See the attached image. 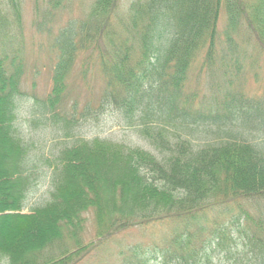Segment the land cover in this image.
<instances>
[{
	"label": "trees",
	"instance_id": "trees-1",
	"mask_svg": "<svg viewBox=\"0 0 264 264\" xmlns=\"http://www.w3.org/2000/svg\"><path fill=\"white\" fill-rule=\"evenodd\" d=\"M60 1L45 15L32 0L36 26L54 18ZM121 3L94 0L84 19L67 22L55 37L51 88L44 99L34 100L32 117L38 118L31 124L52 126L63 141L54 146L55 160L45 161L53 170L47 202L25 214L38 167L26 159L34 145L16 125L25 96L23 0H0V223L7 222L0 227V263L73 264L76 252L79 259L92 242L79 245L76 239L90 212L98 241L135 227L183 221L182 232L161 250L162 264H198L204 243L192 246L196 236L188 228L201 221L211 223L206 232L218 238V251L241 242L246 254L242 251L235 264H264V141L253 142L262 139L264 105L245 98L240 88L212 81L218 77L217 56L236 58V69L246 60L237 57L236 37L241 42L245 37L264 56V0H126L123 8ZM97 53L104 80L97 108L79 116L75 107L64 113L78 57ZM203 71L209 79L203 78L200 99ZM86 73L82 70L83 80ZM193 82L196 92L189 89ZM110 108L127 127L137 125V134L156 154L82 138L78 130ZM181 133L212 140L193 143ZM221 221L227 222L224 228ZM70 241L77 250L66 254ZM56 247L63 255L55 254ZM215 254L210 249L208 259ZM134 264L147 260L138 257Z\"/></svg>",
	"mask_w": 264,
	"mask_h": 264
},
{
	"label": "rangeland",
	"instance_id": "rangeland-1",
	"mask_svg": "<svg viewBox=\"0 0 264 264\" xmlns=\"http://www.w3.org/2000/svg\"><path fill=\"white\" fill-rule=\"evenodd\" d=\"M36 0H33V2ZM40 4V13L47 14V10L51 8V4L54 1L60 0H37ZM93 0H62L58 10L54 12V18L46 19L45 25H40L37 30L36 19L37 14L33 10L32 0H23L22 13V55L24 75L21 81L22 93L25 95L17 110V122L16 125L20 133L25 137V140L33 144L31 159L38 169L34 170L33 178L37 181L30 189L27 200L25 202V210L23 213H29L39 205H44L49 198L48 193L51 190L50 177L53 173L52 168L45 165V161L53 162L58 154V148L54 146L62 142V133L47 126L34 127L31 122L38 118L32 117V104L35 99L41 100L48 93L51 87V74L54 68L56 50L54 49V40L58 32L66 27L68 21L80 22L84 19L90 4ZM126 4V0H122L121 8ZM46 11V12H44ZM44 12V13H43ZM42 14L38 18H43ZM36 17V18H35ZM41 23V21H40ZM223 23L219 22V30L222 31ZM220 33V32H219ZM222 33L220 35L222 36ZM250 55L254 53H249ZM98 53L91 58L86 57L84 54L78 57L76 64L72 70L69 82H68V97L65 101V109L69 110L75 106L76 116H78L86 106H94L97 104L100 92L102 90L103 79L98 70ZM84 64V68L81 65ZM217 66H220L219 61L216 62ZM87 70L86 81H82L81 72ZM198 70V69H197ZM214 72H221V67H215ZM231 73V71L229 72ZM205 71L202 72L200 82V92L198 98L203 96V77H205ZM234 74V73H232ZM220 76V75H219ZM233 88L241 87V92L245 97L262 102L264 101V60L258 59V61L248 62L243 65V68L239 73L234 74L233 78L226 79ZM199 83V84H200ZM197 85L193 82L190 86V92L197 91ZM217 90L214 86V91ZM222 90L215 91V95L222 94ZM119 115L111 112L109 115L100 118L98 123L84 124L78 132L81 137L87 140L98 137L100 139H106L115 141L117 143L129 144L134 148H143L145 150L154 153L148 142L144 141L140 135L137 134L136 127H127L123 120L118 119ZM173 131V130H171ZM182 136L189 138L193 143H196V139L212 140L209 135L206 138L205 135L199 133L187 134L181 133ZM262 139L254 140V143H262L264 141V131L259 134ZM70 140H68L69 142ZM156 154V153H154ZM41 161V162H39ZM38 163L40 165H38ZM4 166L0 168L3 169ZM85 226L83 228L82 236L76 237L79 245H84L92 241L88 246V251L77 258L74 255L73 264H129L128 260H131V264L135 263V260L140 257L146 259L147 264H162L163 256L162 249L169 247V241L176 234L175 232H182L183 221L179 222V226H175L174 222L164 221L154 224H150L145 227H135L129 230H123L115 233L105 241L97 245V239L95 237V228L93 224V214L87 212L84 215ZM7 223V222H6ZM0 223V227L6 224ZM226 221H221V227L224 228ZM211 225V223H207ZM207 225H199V228L189 227L188 232L194 234L196 239L192 246L200 247L201 243H204L203 255L199 256L198 264H235L238 257H241L243 249L240 241H235V244L230 243L228 247L224 249H217L216 244L219 241L218 238L212 234L206 232ZM234 238L237 237L235 231L232 232ZM94 238L96 242H94ZM208 240L207 242H204ZM30 242L27 239L26 242ZM101 241V240H100ZM99 242V241H98ZM70 249H67V253L76 251L74 249V243L70 241ZM171 248V247H170ZM214 250L215 255L209 257V250ZM64 249L60 251L55 248L56 255H63ZM175 263L174 261H172ZM172 263V264H173ZM2 264V263H0ZM4 264V263H3Z\"/></svg>",
	"mask_w": 264,
	"mask_h": 264
},
{
	"label": "bare ground",
	"instance_id": "bare-ground-1",
	"mask_svg": "<svg viewBox=\"0 0 264 264\" xmlns=\"http://www.w3.org/2000/svg\"><path fill=\"white\" fill-rule=\"evenodd\" d=\"M33 158V156L32 155H30V154H28V155H26V159H32ZM39 162H41V161H39ZM41 164V163H40ZM39 163H38V165H40ZM2 246H4L5 248H7L8 246H6V245H2ZM2 263H4L5 264V261H2Z\"/></svg>",
	"mask_w": 264,
	"mask_h": 264
}]
</instances>
